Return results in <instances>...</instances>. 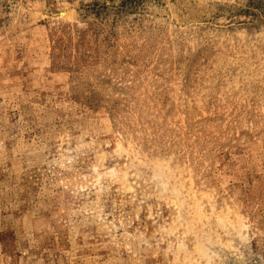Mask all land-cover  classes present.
Instances as JSON below:
<instances>
[{
  "label": "rangeland",
  "instance_id": "obj_1",
  "mask_svg": "<svg viewBox=\"0 0 264 264\" xmlns=\"http://www.w3.org/2000/svg\"><path fill=\"white\" fill-rule=\"evenodd\" d=\"M0 264H264V0H0Z\"/></svg>",
  "mask_w": 264,
  "mask_h": 264
}]
</instances>
